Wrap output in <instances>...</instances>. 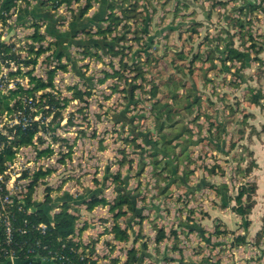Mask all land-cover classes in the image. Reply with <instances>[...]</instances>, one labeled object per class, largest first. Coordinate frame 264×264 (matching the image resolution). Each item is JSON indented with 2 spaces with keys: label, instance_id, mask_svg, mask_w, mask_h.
I'll return each instance as SVG.
<instances>
[{
  "label": "rangeland",
  "instance_id": "1",
  "mask_svg": "<svg viewBox=\"0 0 264 264\" xmlns=\"http://www.w3.org/2000/svg\"><path fill=\"white\" fill-rule=\"evenodd\" d=\"M179 1L181 3H177V0H141L139 11L143 12V17L140 16L127 23L130 26V32H125L123 29L122 26L125 24L123 21L113 36H127L128 41L125 44L130 48L125 49L127 54L125 62L131 63L133 60H138L143 63L142 68L147 72V81L141 79L136 81L137 84L144 85L145 89L136 91L140 101L137 105H132L129 111V115L136 116L133 124L138 126V131L153 132L154 138L157 136L155 129L158 123L153 119L154 116L152 117V104L155 100H149L150 90L154 84L161 86L160 97L163 94L177 93L185 98L186 93H191L189 95L201 98L202 103L196 104L191 114L177 117L183 122H180L177 128L171 129L172 134L168 136L170 139L173 138L186 125L192 131V142H199L196 146L192 145L178 160V164H180L178 176L187 177L189 180V182H185L187 189L174 185L168 194L158 195L157 180L154 177L153 167L149 164L150 159L147 158V165L143 168L140 164L141 150L131 142L135 140L130 134L131 130L126 127L122 129L121 124L113 120V115L122 111L127 104L123 97L124 94L120 92L125 86L114 78H109L104 84H100L99 80L103 79L107 73L112 74L113 70H120V59L100 53L102 59L99 60L95 57L84 56L76 48H73L70 53L71 61L76 62V69H79L85 78H92L94 87L89 89L92 95L85 97V102H71L63 110L64 121L59 127L55 126L58 139L54 140L56 149L55 175L48 184L49 188L54 190L52 196L57 199V194L62 196L69 193L76 198L80 193L84 194L86 189L98 187L95 180L101 182L106 173L108 175L120 173L125 179L126 189L130 190V193H137L136 208L141 210L145 216L143 223H140L141 221L131 223L132 239L129 244H125L115 243L113 234L110 233L113 227V215L103 208L95 213L96 215L91 219V226L85 230L87 235L85 240L86 245L94 247V257L98 258L100 263L115 264L113 260L119 259L126 261L127 251L135 246L132 240L137 236L146 242L148 250L155 256L154 239L157 231L154 227H157L164 228L169 235V238L160 245L161 252L167 251V256L177 258L185 264H217L218 262L232 264L237 257L232 250H236L237 255L240 253L236 249L239 246L233 244L232 237L229 235L233 236V240L235 236L247 235L240 216L238 217L236 214L237 218L230 212H226L225 216L224 214L220 215L223 216L222 220L224 221L219 225V229L222 228L221 232L234 233L219 237L214 235L213 229L205 231L206 234L203 237H198L195 233H191L185 224L197 225V221L204 220L207 210L209 208L211 210L214 206L211 199L215 197V191L209 186L211 183L217 184L216 187L221 186L222 191L225 190L224 186L227 187L226 195L222 198L224 202L230 203L227 201V196L236 195L237 188L244 181L243 176L238 173L240 166L247 168L250 162H255L256 167L250 173L247 181L255 183L257 187L259 183L264 182V105L260 107L245 103L246 99L250 98L251 90H261L264 94V64L259 61L251 62L242 71L243 83L240 87H236L232 82L240 83L239 79L233 75L237 66L233 68L232 72L219 75L209 72L206 76L208 79H205L204 72L198 70L201 66L199 62L191 63L197 53L203 54L206 58L207 51L210 49L218 50L217 54L221 55L224 48L223 46L216 48L218 41L214 40L222 35L223 30H227L225 21L227 8L230 11L233 5L239 3L231 1L225 8V6L213 7L214 1L212 0ZM222 1L228 2L229 0ZM249 2L259 8L250 15V19H252V24L249 26L250 32L254 38L261 41L260 36L264 35V0H249ZM183 3L191 5L192 9L185 10ZM178 7L180 9L177 11ZM74 9L77 11L76 6ZM93 12L91 10L86 17H96L99 10ZM58 14V16L64 17L59 26H70L71 12L63 9L62 13L58 12ZM143 18H146L147 21H144ZM85 23L88 24L87 21ZM144 26L148 28V35L154 37L156 46H159V51L156 52L161 60L159 62L155 59L156 56H153L151 62H147L146 50L149 49L143 47L142 44L145 45L148 35L145 33L136 34ZM229 31L232 34L235 32L232 28H229ZM136 36L141 37L142 41H134ZM223 38L227 39V36L223 35ZM111 39L112 37L109 36L107 40L111 41ZM235 40L239 46L240 39L237 37ZM120 44H124V42L121 41ZM166 48L172 49L169 50V53L182 52L187 55L185 74L176 72L173 66L169 68L165 66V62L161 58V50L165 51ZM154 50L152 49V52ZM168 57L172 58L173 55L168 54ZM130 58L132 61L128 60ZM260 58L264 60V50L261 52ZM63 62L69 64L68 71L59 70L57 72L54 80L57 87L56 93L60 92L61 98H70L71 92L68 87L76 84H79L82 90L88 91L87 84H84L83 79L77 76L76 71H73L72 64L67 63L65 59ZM217 63L219 62L216 61ZM193 65L194 73L191 76L188 69H192ZM51 66H56V64L53 63ZM44 69H40L41 76L46 75ZM130 70L125 72V76L129 80L136 75V72ZM172 72H175L176 78L180 80H170ZM116 84L120 85L117 91L113 89ZM183 102L185 103V99L173 101L166 98L163 103H170L173 107L179 103L183 104ZM261 104H264V98L261 100ZM230 107H234L238 113L233 115L229 110ZM245 114H248L249 118L245 119ZM207 115L212 122L226 124V132L221 134L220 148L213 147L217 146L212 139L217 134V127L211 126ZM70 116L72 117L71 125L68 123ZM160 121H165V116ZM183 136L187 140L189 133ZM177 141H174L172 146L177 144ZM135 142L136 145L144 146L139 137ZM233 144L235 148L232 149ZM178 150L181 152L182 147L179 146ZM190 152L189 162L186 157ZM147 153H144V157L147 156ZM239 158H243L244 161H239ZM212 168H215V172L211 174L209 169ZM166 175L167 172L164 173V176ZM108 178L110 179L104 185L103 197L113 202L116 197L115 184L112 182V177ZM165 183V181H161L162 185ZM60 187L61 190L58 191L57 189ZM217 198L219 199L220 196ZM218 199L216 200L218 201ZM127 218L120 220L122 228L126 227ZM83 222L86 220L80 222L81 226H83ZM216 229L217 227L215 231ZM173 232H177L176 235H173ZM140 242L136 244L137 248H141ZM254 243L255 237L250 244L255 250L259 246ZM263 243L264 241H262ZM174 246L177 249L174 250ZM150 259H146V264L151 262Z\"/></svg>",
  "mask_w": 264,
  "mask_h": 264
},
{
  "label": "trees",
  "instance_id": "2",
  "mask_svg": "<svg viewBox=\"0 0 264 264\" xmlns=\"http://www.w3.org/2000/svg\"><path fill=\"white\" fill-rule=\"evenodd\" d=\"M25 3L24 8L19 12L23 13L28 10L30 5V0H22ZM141 0H42L41 6L45 8H49L55 12H59V9L65 7L66 10L71 12V23L70 26H79V28L74 32H66L60 33L55 31L56 42H50L48 48H44L40 46V48L35 51L34 46H30L29 52L30 54H35L37 59L40 58L43 54L45 55L48 51H52L49 56H47L44 60V63L48 66L51 62L56 64L54 69L49 70L47 73V79H36L33 78L35 83V87L33 90L23 91V94L33 96L36 92L43 91L44 93L41 96L42 100H45V105H49V110H45V116L54 114L52 123L59 127L61 123L64 121L63 110L67 108V106L73 101L85 102V97H90L92 93L89 89L94 87V81L92 78H85L84 74L76 69V62L71 61V54L68 52V47L76 48L79 50L84 56L87 57H95L99 60L102 59L100 53L105 55H111L113 57H117L120 59V70H113V73H107L103 79L99 80L100 84H104L109 78L118 79L119 83H123L125 88L121 90L124 94V99H126L127 104L125 108L117 112L113 115V120L121 124L122 129L125 127L130 129V134L133 135L136 140L138 137L141 138L144 146H140V144L136 145L135 140H132L137 148L141 150L142 160L140 164L144 168L147 165V158L150 159V165L153 167L154 177H156L158 189V195L168 194L171 187L177 185L179 187H185V182H189L186 176L183 178L178 176L179 166L178 160L184 155L185 152L193 145H197L199 142H192L191 138V129L188 126L184 125L181 128L180 133L176 134L173 138H168L171 136V129L177 128L178 124L181 121L180 118H177L182 115H189L193 111V107L196 104H201V98L198 96H191L186 93L185 98H182L180 94L177 93H168L163 94L161 97L160 94V85L154 84L150 90V98L149 100H155L152 104V112L154 116V120L158 123L156 130L157 136H153V132H143L138 131V126L134 125L133 121L136 116L129 115V111L132 105H137L139 100L136 91L138 89H145L144 85L137 84V80L141 79L142 81H147V72L142 68V62L140 63L138 60H133L132 58L128 59L130 62H125V58L127 54L125 53V49L128 48L125 44L127 42V36H113V33L117 31L120 26L125 22L123 29L125 32H130L129 23L133 19H138L140 16L143 17V12L139 11V2ZM214 1V6H225V8L229 5L228 3L231 1H238V6L235 7V10L232 12L229 11L227 14V18L225 19L227 30H223L222 35L215 38L214 41H218L217 47H222L221 55L217 54L218 50H208L207 56L204 58L203 54L197 53L194 55L191 63L196 64L199 62L201 65L198 70L204 72V78H206L209 72H214L216 75L225 72H232L233 68L237 66L236 70L233 72V75L239 79L240 83L236 84V82H232L236 87H240L243 83L242 80V71L246 69L251 62L259 61L261 64H264V60L260 58L261 52L264 50V35L260 36L261 41H258L250 32V27L252 24V19H250V15L254 14L259 8L249 2V0H229L228 2H223L222 0H212ZM96 5H99V12L96 14L94 18H87L86 16L90 13V11L95 8ZM76 6V10L74 9ZM16 7V0H6L4 4V10L9 13L12 8ZM184 9L188 8L189 5L183 3ZM180 7L177 8V11ZM237 14V16H235ZM10 15L3 16L4 23L7 22ZM147 17V16H145ZM58 21L53 23L52 25H58L59 22L64 20L63 16L58 17ZM144 21H147L146 18H143ZM41 18H37L36 21H33L34 33L30 37L36 43H42L46 40V36L40 32L41 30ZM88 22L86 24L85 22ZM44 25V22H43ZM88 26H94L96 28L95 32L93 31V27L88 28ZM229 28L235 30L232 34L229 31ZM88 29V30H87ZM77 33H84L85 38L76 39ZM145 33L148 35L149 31L146 26L143 29L139 30V33ZM51 36L53 34L52 30L47 31V35ZM223 35L227 36L223 38ZM53 36V35H52ZM112 37L111 41H108V37ZM240 39V44L237 46L236 38ZM72 39L70 46H65L64 43H68V40ZM192 40V38H191ZM121 41L124 44H120ZM134 41H142V38L136 36ZM154 37L151 35L147 36V41L142 44L143 47H147L149 50H146L147 62H151V59L156 56V60H159L156 52L159 51V46H156ZM117 49H116V48ZM4 50L8 51V46H3ZM130 48V47H129ZM183 48V47H182ZM53 49V50H52ZM81 49V50H80ZM152 49H155L152 52ZM172 50L171 48H166L165 51H162V59L165 62L166 67L173 66L176 69V72L186 73L187 68L185 67V60L187 55H184L182 52L180 53H169ZM168 54H172L173 57L169 58ZM67 60V63H71L74 72L76 71L77 76L83 79V83L87 84L88 91L82 90L79 87V84L68 87V90L71 92L70 98H61L60 92H57V87L55 86V77L59 70H63L65 72L68 71V65L63 61ZM51 60V62H50ZM216 61L219 63L216 64ZM33 63H36L37 60H33ZM31 61L25 62L26 64L32 63ZM181 65V66H180ZM131 69V72H136V75L133 76L130 80L126 78L125 72ZM197 69V68H195ZM189 74L192 76L194 73V65L192 69H188ZM175 72L171 73L170 80H180L176 78ZM183 80V78H182ZM120 85L116 84L114 86V90L117 91ZM52 89L54 93H48L47 90ZM250 98L246 99V104L252 106H260L262 107L264 104H261V100L264 98V94L261 90H251ZM173 101H180L181 99H185V103H179L177 106L171 107L170 103H163L164 99ZM1 101L0 110H4L8 108V101L6 98ZM41 107L42 101H41ZM182 106V107H181ZM230 112L233 115L238 113L234 107L229 108ZM165 116V121H160ZM245 119L249 118L248 114H245ZM207 119L211 121V118L207 115ZM226 119V118H224ZM72 124V117L70 116L69 122ZM211 126L217 127V134L212 137V139L216 142L217 146H213L215 149L220 148L221 134L226 132V124H223L215 121L210 122ZM154 130V131H155ZM55 136L54 140L57 141L56 137V128L54 129ZM37 133L36 128L30 129L27 132L22 134V138L18 141L19 145H30L32 144L33 138ZM189 133V137L187 140L183 138L184 134ZM245 134V133H244ZM243 134V135H244ZM153 136V137H152ZM178 140L177 144L173 145L174 141ZM40 143H43L42 138H39ZM201 143V142H200ZM179 146L182 147L181 152H179ZM232 149L235 148L233 144ZM148 152V153H147ZM54 153L53 150H44L40 151V156H50ZM144 153H147V156L144 157ZM8 158L12 157V154L9 152ZM144 157V158H143ZM191 152L187 155L186 159L190 162ZM239 161H244L243 158H239ZM176 163V164H175ZM255 162H250L247 168L239 167V175L243 176V180L239 187L237 188L236 195L227 196L228 201L233 202L234 205L231 208L232 211L241 217L243 222V228L246 230L251 225L250 215L254 206L256 205V195H257V185L253 182L247 181L250 177V173L255 168ZM55 171V170H53ZM167 172V175L164 176V173ZM209 172L212 174L215 172V168L209 169ZM51 174V171L48 173H39L36 175L31 188L33 185L38 182L40 178H44L47 175ZM108 177H112V182L115 184L116 197L113 202H110L108 199L103 197L104 185L108 181ZM161 181H165V184H161ZM98 187L94 189H86L84 194L77 195L74 198L71 194L66 193L62 196H57L55 199L52 196L51 188H47L44 196V200L39 201H31V193L27 199V204L24 210L17 212L16 218L14 220V242L11 246L6 245L3 241L0 242V264L6 263L7 258L4 255L6 250L13 249L19 254V262L21 264H43L41 260H37L38 258H47L53 259L54 264H98V260L94 259L95 252L94 247L84 244L78 237L84 233V231L88 228V226L83 224L81 226L80 221L82 216L75 208V205H82L86 207L88 212H92L99 207H108L109 213L113 215V227L110 230V233L113 234L114 240L120 243L129 244L132 239L133 233L131 232V223L140 222L145 219L143 216V212L136 208V197L137 193H130V190H127L125 185V179L122 177L120 173L114 175L105 174L103 180L98 182L95 180ZM216 191L217 195H221L224 197L226 195V186H224L225 190H221L219 187L210 185ZM61 190V187L57 189ZM191 190V189H190ZM190 192V191H189ZM55 199V200H54ZM61 203V204H60ZM223 206L226 207L227 202L223 201ZM227 203V204H226ZM31 210V211H30ZM129 216V217H128ZM128 217V218H127ZM126 219V227L122 228L120 224L121 219ZM46 225V231L43 233L39 228V225ZM186 227L189 228V231L192 233L197 231L199 234H204L205 230L201 229L197 225L189 226L186 224ZM157 231L154 242L157 253L160 251V245L169 238L166 230L164 228L154 227ZM177 232H173V235H176ZM234 232L230 231H222L217 226L214 235L221 236L227 234H233ZM3 240V239H1ZM133 244L134 247L128 249L127 251V259L124 264H144L146 258H153L151 254L147 252L149 247L146 242L142 241L139 236L134 238ZM142 241V242H140ZM264 241V227L261 231H259L255 236V245L260 246V244ZM140 242L141 248H137L136 244ZM247 238L245 235L235 236L233 240V244L235 246L245 245L247 244ZM177 249L174 246V250ZM32 250L33 253H29ZM264 252V250H263ZM176 261L172 258H165L164 263L170 264ZM115 264H120L119 260H113ZM154 262V261H153ZM151 262L150 264H154ZM183 263V262H182ZM217 264H220L218 262Z\"/></svg>",
  "mask_w": 264,
  "mask_h": 264
},
{
  "label": "built area",
  "instance_id": "3",
  "mask_svg": "<svg viewBox=\"0 0 264 264\" xmlns=\"http://www.w3.org/2000/svg\"><path fill=\"white\" fill-rule=\"evenodd\" d=\"M5 2L6 0H0V107H3L1 101L4 98L9 104L8 108L0 110V242L11 246L14 242L13 223L17 212L25 209L31 190L32 202L44 200L46 187H49L48 184L55 175L54 114L51 112L45 116L49 105H45L46 101L41 99L43 91L36 92L33 96L23 94V91L33 90L35 87L33 78L46 80L48 71L54 69V66H51L53 63L48 66L44 63V56H49L50 51L38 59L29 52L30 46H34L37 51L40 46L48 48L52 42L43 29V23H40V32L46 36V40L36 43L30 38L34 33L33 26H11L23 1L16 0V7L9 13L4 10ZM63 9L66 8L62 7L60 11ZM7 15L10 17L4 23L3 16ZM3 46H8L9 50H4ZM34 59L37 60L36 63L32 62ZM27 61L32 63L26 64ZM40 69L45 70V76H41ZM47 92L54 93L52 89ZM35 128L37 133L32 144L19 145L22 134ZM39 138H42L43 143H40ZM49 149L54 151L52 155L40 156V151ZM9 152L12 154L11 158H8ZM49 171L51 174L40 178L31 188L37 174ZM39 228L43 233L46 231L44 224L39 225ZM29 253L33 251L30 250ZM4 255L7 261L3 264H17L19 261V254L13 249L6 250ZM94 259L98 260L96 257ZM37 260L43 263L54 261L47 258ZM97 262L110 264L100 263L99 260Z\"/></svg>",
  "mask_w": 264,
  "mask_h": 264
},
{
  "label": "crops",
  "instance_id": "4",
  "mask_svg": "<svg viewBox=\"0 0 264 264\" xmlns=\"http://www.w3.org/2000/svg\"><path fill=\"white\" fill-rule=\"evenodd\" d=\"M41 2H42V0H30V5L28 7V10L24 11L23 13H20L19 11L21 9H23L24 6H25L24 5L25 3H23L21 5V7L19 8V11H18L15 19L13 20L11 26H23L24 28H28V26H33V21H36L37 18H41L42 19L41 22L42 23L44 22L43 29L45 30V32H47L48 29L53 31V34H52L53 36L52 35L50 36L52 42H56V39H57L55 34H54L55 31H58L60 33H66V32L67 33L68 32L71 33V32L76 31L79 28V26H66V27L65 26H59V24L61 22H59L58 25L56 24V25L53 26L52 24L55 23L56 21H58V19H59L58 15L59 14H57V12H55V11L49 9V8L42 7L41 6ZM177 3H181V2L179 0H177ZM236 6H238V4L233 5L232 6L233 8H230L231 9L230 12H232V10H235ZM186 9H188V10L192 9L191 5H189V7L186 8ZM92 10L94 11L93 13H95V11H98L99 10V5H96L95 8H93ZM226 12H227V14L229 13V8H227L225 13ZM59 13H62L60 11V9H59ZM91 27H93V31L92 32H95L96 28L94 26H88V28H91ZM76 36H77L76 39L85 38L84 33H77ZM71 40L72 39L68 40V43L67 44L64 43V45L65 46H70V44L72 42ZM72 49L73 48L68 47V52L71 53ZM210 185L215 186V188L217 186V184H214V183H211ZM220 187L221 186H219V188ZM90 189H94V188L90 187ZM212 190H214V188H212ZM57 196H60V194H57ZM217 196L218 195H217V193L215 191V197L213 196L214 198L211 199L212 204L214 206H212L211 210H210V208H209V210H207L208 211L207 212V216L204 218V220H200V222L197 221V223L199 224V225L197 224V226L201 227L205 231H209V229H213L214 232H215V228L217 226H219L220 223L223 221L222 220L223 216H220V215L224 214V216H225L226 212H230L231 214H234V216L237 217V215L231 210V208L233 207L234 203L233 202H231L229 204L226 203L227 205H226V207H224L223 206V204H225V203H223L224 199L222 198L221 195H219L220 196L219 199L217 198ZM216 199H218V201ZM76 208H77V211L79 212V214L82 216L80 222L82 223V221L86 220L85 224L87 226H89V227L91 226V223H92L91 219L94 217V215H96L95 213L99 209H102V208L103 209H107V212L109 213V210H108L107 207H99V208L95 209L92 212H88L86 210V207L82 206V205H79V206L76 205ZM239 218L241 219V217H239ZM250 221H251V225L247 229V235L244 234L246 236V238H247L248 243L243 245V246L241 245L238 248H236L238 250V253H240V255H237L236 250L235 251L232 250L234 252V254L237 256L235 258V262L232 263V264H264V252H263L264 243L263 244L261 243V246L256 247L255 250H254L253 246L250 245L252 243V240L256 236V234L259 231H261L262 228L264 227V182L259 183V186L257 187L256 205H255V208L253 209L252 214L250 215ZM241 222H242V219H241ZM192 223L194 224V221H192ZM185 226H186V224H185ZM221 230H222V228H221ZM85 232L86 231H84V233H82V235H80V237H78V239H80L84 244H86V240L85 239L87 237ZM193 233H195L198 237L199 236L203 237V235L206 234V232L204 234H199L197 231H194ZM229 236L232 237V241H233V236H231V235H229ZM115 243H118V242L116 241ZM147 252L149 254H151L150 250H147ZM161 253H162V256H160ZM166 253H167V251H165V250L163 252H161V247H160V251L158 253L156 251V248H154L155 256L151 254L153 256L152 259L154 260V262H153L152 259H150L151 262H153L154 264H165L164 263V259L169 257V258H172V259L176 260V261H174V262H172L170 264H185L183 261H180L177 258H174V257H171V256H167ZM238 256H240V257H238ZM146 259L144 261V264H146ZM124 262H125V260H120L119 263L120 264H124ZM151 262H149V263H151ZM17 264H21V263L19 261H17ZM43 264H54V263L50 262V263H43ZM220 264H222V262H220Z\"/></svg>",
  "mask_w": 264,
  "mask_h": 264
}]
</instances>
